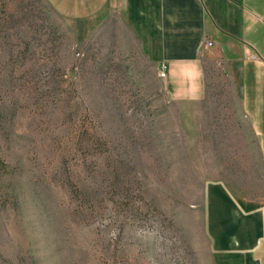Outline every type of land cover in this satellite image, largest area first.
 Segmentation results:
<instances>
[{
    "label": "rangeland",
    "instance_id": "obj_1",
    "mask_svg": "<svg viewBox=\"0 0 264 264\" xmlns=\"http://www.w3.org/2000/svg\"><path fill=\"white\" fill-rule=\"evenodd\" d=\"M206 88L170 101L118 17L0 0V264H214L206 186L264 203V171L220 60Z\"/></svg>",
    "mask_w": 264,
    "mask_h": 264
},
{
    "label": "crops",
    "instance_id": "obj_2",
    "mask_svg": "<svg viewBox=\"0 0 264 264\" xmlns=\"http://www.w3.org/2000/svg\"><path fill=\"white\" fill-rule=\"evenodd\" d=\"M44 2L81 35L110 18L122 19L157 76L166 65L160 81L173 102L202 101L206 62L220 60L235 84L264 171V0ZM204 209L214 264H264V203L244 201L224 183L210 182Z\"/></svg>",
    "mask_w": 264,
    "mask_h": 264
},
{
    "label": "built area",
    "instance_id": "obj_3",
    "mask_svg": "<svg viewBox=\"0 0 264 264\" xmlns=\"http://www.w3.org/2000/svg\"><path fill=\"white\" fill-rule=\"evenodd\" d=\"M202 45H203L204 47H206V48H209V47L212 46V42H210V41H204V42L202 43ZM166 69H167L166 65L162 64L161 67H160L159 74H158V77H159L160 79H164V78H165V75H166Z\"/></svg>",
    "mask_w": 264,
    "mask_h": 264
}]
</instances>
